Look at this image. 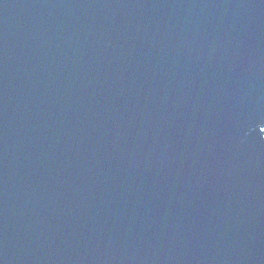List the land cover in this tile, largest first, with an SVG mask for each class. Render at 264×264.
Returning a JSON list of instances; mask_svg holds the SVG:
<instances>
[{
    "label": "water",
    "instance_id": "water-1",
    "mask_svg": "<svg viewBox=\"0 0 264 264\" xmlns=\"http://www.w3.org/2000/svg\"><path fill=\"white\" fill-rule=\"evenodd\" d=\"M0 264H264V0H0Z\"/></svg>",
    "mask_w": 264,
    "mask_h": 264
}]
</instances>
